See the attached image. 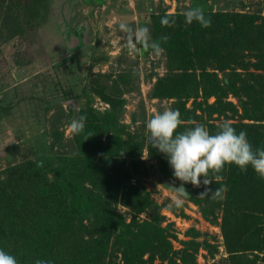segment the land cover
Returning a JSON list of instances; mask_svg holds the SVG:
<instances>
[{
	"label": "rangeland",
	"instance_id": "obj_1",
	"mask_svg": "<svg viewBox=\"0 0 264 264\" xmlns=\"http://www.w3.org/2000/svg\"><path fill=\"white\" fill-rule=\"evenodd\" d=\"M65 1H42L37 16L32 18L35 28L28 38L16 47L0 44V105L12 107L10 113L0 119V171L28 159L30 163L36 153H46L43 141L50 140L46 133L51 132L47 121L58 112V106L65 113L69 105H78L77 100L64 99L62 91L58 94L59 85L64 89L70 87L73 93L68 96L73 97L90 86L89 81L98 74L108 76L109 84L118 82L121 89L125 86L123 80L129 81L130 86H126L128 90L122 95L125 100L122 122L130 126L131 132L144 126L138 133L149 138L146 122L172 109L179 111L182 120L177 132L203 124L210 134H215L227 121L237 133H247L254 149L264 148V0ZM62 2L65 7L58 10ZM197 6L203 8L204 14L222 15L212 26L216 33L215 45H210L218 48L221 57L230 55L231 61L224 71L207 66L206 72L213 75L201 76L204 73L194 59L192 66L181 69L174 53L169 54L161 48L142 56V43L133 45L129 35L120 30V24L124 23L134 31L147 28L151 36L153 15H159L161 10L166 15H183ZM183 17L182 25H191ZM71 27L76 28L77 34L66 33L73 38L67 42L65 32ZM80 44H84L86 50L71 55L68 50ZM193 49L190 44L189 50ZM92 64L94 66L90 67ZM224 73L228 85L221 82ZM175 75L189 80L181 88L182 93L181 90L180 93L171 91L162 98L155 95L154 89L160 82ZM55 86V93L50 97ZM23 95L31 97L21 101ZM31 98L43 102L36 101L33 105ZM93 99L96 108H108L97 96L93 95ZM132 116L136 118L134 125ZM72 119L74 117L64 118L59 125V132L68 145L66 149L73 147V135L68 127ZM158 154L153 151L149 159L148 150L144 148L141 159L146 170L161 168L162 177L179 187L182 182L174 177L168 158L160 159ZM162 160L166 162L163 166ZM228 166L218 174L222 179L208 186L184 184L188 195L181 207L174 204L173 187L158 184L148 172L141 180V194L133 206L144 203L146 196L151 203L149 206L132 212L128 195L116 191L112 198L115 208H112L122 215L129 214L124 218L131 229L130 250L126 253L122 245L116 243L110 264H264V250L249 251L248 244L241 249V244L224 236L226 192L222 198H210L211 193L206 198L200 197L205 187L214 191L226 186ZM209 178L214 179L211 175ZM259 238L263 239V235ZM112 243L113 240L110 246ZM235 247L241 251L236 252Z\"/></svg>",
	"mask_w": 264,
	"mask_h": 264
},
{
	"label": "trees",
	"instance_id": "obj_2",
	"mask_svg": "<svg viewBox=\"0 0 264 264\" xmlns=\"http://www.w3.org/2000/svg\"><path fill=\"white\" fill-rule=\"evenodd\" d=\"M42 1L47 0H0V44L16 47L28 38L29 32L35 28L32 18L37 16ZM64 7L62 2L58 10ZM161 11L151 17L153 35L142 43V56L161 48L169 54L174 53L181 69L192 66L194 59L205 74L201 76L213 75L206 72L207 66L225 70L231 56L221 57L218 48L210 45L215 43L216 33L212 26L222 16L220 13H205L206 18L211 20L210 27L205 28L196 22L187 27L182 25L183 15L171 16ZM165 16L175 21L178 19L177 24L171 27L162 25L161 19ZM71 28L66 29L65 34H77L76 28ZM65 36L67 42L73 40L70 35ZM190 44L194 46L193 50H189ZM80 50H86L84 44L68 51L72 55ZM179 76L163 79L154 89L155 95L162 98L171 91L180 93L189 80ZM94 77L89 81L90 86L73 97L68 96L73 93L70 87L64 89L59 85L58 94L62 91L64 99L77 100L78 105H69L65 113L58 106V112L47 121L51 132L46 133L50 140L43 141L46 153H36L32 162L29 163L28 159L0 171V248L14 254L19 264H35L36 260L51 264H110L116 243L119 242L126 253L130 250L128 237H131V229L124 218L129 214L122 215L113 209L112 198L116 191L123 196L128 195V206L132 210L129 209L138 212L151 204L146 196L144 203L133 206L141 194V180L147 172L156 180L151 173L156 170L161 175V183L158 184L164 187H178L162 177L161 168L146 170V164L141 159L144 148L148 150L149 159H152L153 151L159 153L160 159L167 157L153 148L145 135L138 133L144 126L131 132L130 126L122 122L125 112L122 95L128 90L129 81L125 78V86L121 89L118 82L109 84L106 75ZM221 82L225 85L229 83L224 76ZM55 90L56 86L50 91V97ZM93 95L108 108H96ZM30 97L23 95L21 101ZM36 101L40 99L31 98L30 102L35 105ZM11 109L10 106L0 105V119ZM81 115L86 116L83 131L72 134L73 147L66 149L68 145L62 132H59V125L64 118L75 119ZM182 115L186 117V114ZM131 121L134 125L136 118L132 116ZM165 160L160 161L162 166ZM226 186L222 224L224 236L237 245L241 244V249L248 244L249 251L264 250V179L251 167L242 172L232 164L227 169ZM242 235L245 236L243 240L240 239ZM259 235H263V239ZM111 240L114 243L110 246ZM240 248L235 247V251L240 252Z\"/></svg>",
	"mask_w": 264,
	"mask_h": 264
},
{
	"label": "clouds",
	"instance_id": "obj_3",
	"mask_svg": "<svg viewBox=\"0 0 264 264\" xmlns=\"http://www.w3.org/2000/svg\"><path fill=\"white\" fill-rule=\"evenodd\" d=\"M183 15L187 24L196 22L205 28L211 25V20L206 18L203 8L199 6L186 10ZM161 24L171 27L175 24V19L165 16L161 19ZM120 30L129 35L133 45L150 38L147 28L134 31L127 24L121 23ZM85 122L86 116L81 115L72 119L68 127L72 134L76 135L83 131ZM181 124L179 111L172 109L164 110L146 122V128L150 133L149 142L153 148L166 155L174 177L182 182L179 187H173L176 207H181L188 195L184 184L191 183L200 187L203 183L208 186L213 181L222 179L218 174L226 165L234 164L242 172L251 167L264 179V148L254 149L245 131L237 133L231 123L225 121L215 134H210L203 124H196L183 132H177ZM210 175L214 179L209 178ZM226 191V186L216 188L214 191L205 187L200 197L206 198L211 193L210 198H222ZM0 264H19V261L14 254L0 248ZM35 264L51 262L36 260Z\"/></svg>",
	"mask_w": 264,
	"mask_h": 264
},
{
	"label": "water",
	"instance_id": "obj_4",
	"mask_svg": "<svg viewBox=\"0 0 264 264\" xmlns=\"http://www.w3.org/2000/svg\"><path fill=\"white\" fill-rule=\"evenodd\" d=\"M223 76L225 77L226 74L224 73ZM151 173H152V175L156 176L157 182L161 183V176L159 174H157L156 170H152Z\"/></svg>",
	"mask_w": 264,
	"mask_h": 264
}]
</instances>
